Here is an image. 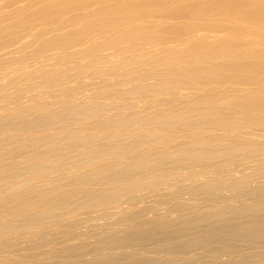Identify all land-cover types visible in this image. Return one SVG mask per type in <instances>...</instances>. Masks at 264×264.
Returning a JSON list of instances; mask_svg holds the SVG:
<instances>
[{
  "label": "bare ground",
  "instance_id": "6f19581e",
  "mask_svg": "<svg viewBox=\"0 0 264 264\" xmlns=\"http://www.w3.org/2000/svg\"><path fill=\"white\" fill-rule=\"evenodd\" d=\"M0 264H264V0H0Z\"/></svg>",
  "mask_w": 264,
  "mask_h": 264
},
{
  "label": "rangeland",
  "instance_id": "374dc122",
  "mask_svg": "<svg viewBox=\"0 0 264 264\" xmlns=\"http://www.w3.org/2000/svg\"><path fill=\"white\" fill-rule=\"evenodd\" d=\"M203 254H204V253H203ZM204 255H206V253H205Z\"/></svg>",
  "mask_w": 264,
  "mask_h": 264
}]
</instances>
